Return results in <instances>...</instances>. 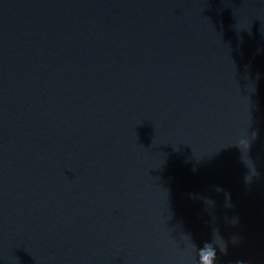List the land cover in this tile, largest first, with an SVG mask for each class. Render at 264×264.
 <instances>
[{"label": "water", "instance_id": "obj_1", "mask_svg": "<svg viewBox=\"0 0 264 264\" xmlns=\"http://www.w3.org/2000/svg\"><path fill=\"white\" fill-rule=\"evenodd\" d=\"M0 264H264V0H0Z\"/></svg>", "mask_w": 264, "mask_h": 264}]
</instances>
